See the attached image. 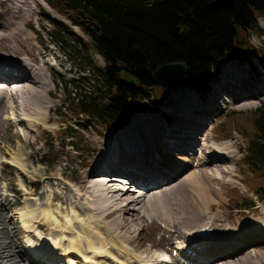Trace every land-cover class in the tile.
Here are the masks:
<instances>
[{"label": "rangeland", "instance_id": "1", "mask_svg": "<svg viewBox=\"0 0 264 264\" xmlns=\"http://www.w3.org/2000/svg\"><path fill=\"white\" fill-rule=\"evenodd\" d=\"M1 23L5 24V28L0 26V60H11V62H15L11 63L14 65H17L16 63L21 65L24 61L28 68L45 69L47 71L45 79L49 83H47L46 88L49 91L45 87L38 88L36 91L29 82L22 81L21 83L26 84L13 87V89H16L15 93L19 92L17 95H14V92H8L4 95L3 89L9 87V84H6L5 81L11 77L5 75L7 72L0 70L5 76L4 79H0V214L3 216L0 221L5 218L4 223L0 222V264H19L18 262L30 264L32 259H36L35 264H44L46 259H51L50 255L44 257L48 253L42 254L38 249L45 247H49L51 251L56 250V257L53 256L52 259L57 262L59 259L57 256L61 253L60 250L63 249L62 245L64 247L68 246L70 240H76L75 231L72 232L71 229L65 228L67 227L65 225L64 227L51 226L41 217V211L49 198H51L53 212H55V216L57 215L56 218L61 224H63L62 217L64 214H69L71 218L69 205H72V208L76 206L81 214L92 218V220L94 219L93 223L99 226L98 229L101 233H104V236L112 237L113 241L118 242L123 248L126 247L133 254L135 253L134 255L152 261L151 264H183L176 259V256L181 255L182 250L180 248L185 244V239L182 235L176 233L177 225H175V222L173 225L170 223L177 216L174 214L172 220L160 217L151 199L146 197L145 200H141L147 195L148 191V195L151 193L160 195L162 190L169 192L172 187H175L181 181L182 185L175 190L176 197H172V192L169 193V208L173 209L174 198L176 202L182 205H189L190 203L191 206L195 203L196 209L194 210L197 213L198 205L201 204L203 208L199 212L204 215L202 219H219L218 222L225 225L226 232H229V236L225 234L224 240L233 238V240H236V244L243 246L244 249L234 255V251L228 248L225 252L233 253L232 256L226 255L205 264H225L226 261L233 259L245 261L247 255H250L249 264H264V178L261 175L262 171L252 169L246 161L248 145L256 138L251 112L264 107V73L260 70L256 72L248 65L256 61L252 55L249 59H232L228 61L231 67L237 70L234 71L235 73L238 72L239 75L242 73V75L249 77H240V81H238L240 86L235 81L231 82V86L226 87L227 89L230 88L232 95L243 98L233 99L230 93L225 94L226 90L218 88L219 83H224L220 78L222 73L219 69L208 89L211 91L205 93L204 96L202 92H197L189 87L187 90L189 93L184 89H175V92L167 89L165 98L160 104H154L153 101L147 102L144 108L136 112L138 117L134 113L130 123L124 126L123 129L103 135L104 130L101 125L91 120L92 127L90 129L86 131L79 129V132L75 133L70 130V126L77 128L74 120L62 115V113H65L64 110L62 112V108L66 105L64 88L69 80L88 76V74L81 73L80 68L65 56L61 46L51 39V33L49 32L63 33L66 39L78 40L79 37L87 44L88 37L80 29L72 26L66 17L53 11L44 0H0V25ZM260 25L264 29L263 18L260 19ZM251 42L256 48H263L262 50L259 49L257 54L264 58V34L254 35ZM91 57L95 65H105L102 57L96 55V53H91ZM87 78L89 79V77ZM28 89H32V91ZM223 96L231 97V101H224ZM186 100H190L193 105L197 104L198 107H201L200 112H208L209 117L207 122L204 123L207 126L203 128L200 142L193 148V151L179 150L178 153L172 149L170 150L171 154L169 152L165 153L167 157L173 156V167H175V164L182 163L186 168L184 162L188 161L181 159L182 157H187L191 162L190 165H192L182 175L178 176L175 174L177 168L176 170L170 168L176 176L171 177L175 178L172 181L162 183L161 186L165 185L163 189H159V186H157L147 190L143 185L132 183L124 175L110 174L107 178L115 179L112 182H109V180L104 181L105 184H114L113 188H116L117 191L119 189L123 190V194L128 199L137 200L139 198L138 203L134 202L129 205L131 212L135 210L134 214L112 215L116 208L111 209L110 204H104L103 202L107 200L109 203H113L111 205H115L116 199L113 198V195H108L106 198L97 196L99 194L98 189L105 187L98 184L101 182L99 179L102 178L97 177L107 175V173H93L99 168V164L102 165L101 160L106 153V149L117 140L115 146L118 153L117 142L126 137L132 138L130 146L139 144V148H141V144L148 134L153 135L155 132L158 138L164 136L163 143L165 144L167 136L162 133V127L174 126L175 130L182 127L183 123L181 122L178 126H175L178 123L175 120V115L178 112L174 114L171 110L179 108L185 110L187 103H184V101ZM23 105L27 115L33 121L32 125L30 122H23L20 119L23 114ZM70 108H74L71 109L74 111L77 109L73 105ZM233 112L235 113L232 114ZM67 114L70 113L67 111ZM142 115L152 121L151 125L156 127L154 132H151L153 126L149 125V121L145 123L140 120L144 117ZM187 117L188 115L183 117L184 121ZM27 120L29 119L27 118ZM197 123L200 124V122ZM224 135H227V137H223ZM72 136L80 150L79 153L68 147ZM179 145H182V142ZM151 147H149L150 150ZM122 150L123 148H121ZM113 152V149L109 150V154L104 160L112 156ZM220 152H224L226 156L230 157V160L227 164H223V167L215 168L214 165L208 163V159ZM12 158H18L19 160H13ZM138 160H140L139 155H135L127 162ZM157 162L160 163V160H157ZM105 168L107 169V165L103 163L102 170L107 171ZM198 169L206 171L203 177L196 172ZM99 171L100 169L97 170V172ZM196 175L203 180L202 183L206 188H210L211 193H209L211 196H209L212 201L210 204L204 202L199 193H196L194 197L188 195L192 193L191 188L187 187L184 190L187 186L183 187L186 178L189 177L193 185L200 182ZM45 177L52 178L43 183L41 180ZM118 179H122V181H118ZM261 188L262 191H260ZM46 189L50 192L48 199L45 195ZM78 190L82 192L81 195L78 194ZM183 192L188 194H182ZM3 199H8V201L5 202ZM3 203L8 204L6 208L2 207ZM128 204L130 203L121 202L120 205L127 207ZM249 206H251V209H248ZM102 214L109 216L103 217ZM84 219L87 218L84 217ZM27 220L32 221L26 222ZM254 222L261 223V232H252L249 229L248 224ZM40 223H43V226ZM74 223L77 224L76 221ZM25 224L30 226V231H33L30 235L35 239L32 240L34 245L38 246L36 251H39L38 253L45 259L35 258L34 253H28L30 247L24 234L23 227ZM212 225L214 226L213 223ZM81 227H84L83 224ZM92 227L94 228V226ZM17 229L21 233L20 238H17ZM62 229L66 233L61 232ZM76 229L78 232L81 231L80 228ZM239 230L243 231V238L240 237V235H243ZM93 231L98 232L97 229H93ZM87 232L91 233V230L88 229ZM87 232H83L82 235L84 237L89 236ZM191 233L193 235V231ZM62 234L65 238L62 237ZM99 236L102 239L100 234ZM88 239L93 240L90 236ZM80 240L82 241V238ZM80 240L77 244L81 245L82 254L80 252L71 254L69 259L73 260V264H85L83 255H86V253L89 257L88 264H95V262H97L96 264H126L123 261H126L125 256H127V253H119L117 249H111V247L108 249L110 253L94 256L93 261L90 260L93 257L91 250L85 247L87 246L85 240H83L84 242ZM16 243L20 249L16 247ZM53 243H57L58 246L56 247ZM6 244L8 247L5 246ZM21 244L23 247H21ZM226 245L228 246V244ZM235 250L239 249L236 248ZM19 251H23L22 254L19 253L18 255ZM112 251H115L113 252L114 255L117 254L116 258H113L115 256L112 255ZM195 255L198 256L196 257L198 260L203 259L199 253ZM15 256H17L18 262ZM190 257L193 261L196 259L195 256ZM184 260L187 261L185 258ZM145 261L143 260L142 264H145ZM66 262L72 264L68 259H66ZM133 263L136 264L133 260L129 264ZM49 264L56 263L49 262ZM60 264L64 263L61 262Z\"/></svg>", "mask_w": 264, "mask_h": 264}, {"label": "trees", "instance_id": "2", "mask_svg": "<svg viewBox=\"0 0 264 264\" xmlns=\"http://www.w3.org/2000/svg\"><path fill=\"white\" fill-rule=\"evenodd\" d=\"M44 1L89 39L87 44L79 37L78 41L49 32L65 56L88 74L69 80L64 88L62 115L74 120L77 128L70 130L75 133L90 129L91 120L101 125L103 135L113 133L128 125L147 102L160 104L167 92L153 79L160 65L186 63L181 85L203 96L229 60L252 55V70L264 67V58L257 54L263 48L251 42L254 35L264 34V0ZM91 53L102 57L105 65H95ZM127 74L137 83L126 82ZM251 113L256 138L248 145L246 161L264 178V107ZM73 139L68 147L79 153Z\"/></svg>", "mask_w": 264, "mask_h": 264}, {"label": "bare ground", "instance_id": "3", "mask_svg": "<svg viewBox=\"0 0 264 264\" xmlns=\"http://www.w3.org/2000/svg\"><path fill=\"white\" fill-rule=\"evenodd\" d=\"M0 26L5 28V24L1 23ZM11 63H15V62H13V61L11 62V60H4V61L0 60V70L7 72V74H5V75H9L11 77V78H7V81H5L6 84H9V87L8 88L6 87L5 89H3L4 95L7 94L8 92H10V93L14 92V95L15 94L17 95V93H19V92L17 91V93H15L16 89H13V87H18L19 85L22 86L23 84H26V83H21L22 81L29 82L30 85H32L31 87H33L34 90H36V91L38 88H42V87H45V89L47 90L46 87H47L48 82L45 79L47 77L46 76L47 71L45 69H43V68L33 69V67L28 68L27 64L24 61L21 63V65H19L18 63H16L17 65H14ZM229 63L230 62H225L220 67L221 73H222L220 78H222L224 83L223 84L219 83L218 88H220L221 90H226L225 94L230 93V88L227 89L226 87L231 86L232 85L231 82L236 81V83L239 84L238 81H240L239 80L240 77L241 78L242 77L243 78L244 77L249 78L245 75H242V73L240 75L238 74V72L235 73L234 71H237V70H234L233 69L234 67H231V65ZM223 73H225V74H223ZM3 77H5V76H3V73L0 72V79H2ZM239 86H240V84H239ZM11 89H13V90H11ZM25 89H27V88H25ZM175 89H177V90L184 89L186 92L189 93V91H187L188 87L183 86V85H180V86L173 88L171 90H174L173 92H175ZM28 90L32 91V89H28ZM47 91H49V90H47ZM230 95L233 99L243 98V97L237 96V95L234 96V95H232V93H230ZM223 97L225 98L224 101H226V100L231 101L230 100L231 97H226V96H223ZM25 100H27V99H25ZM184 103H187L185 110H183L181 108L171 110V112L174 114H176V112H178V114L175 115V118H176L175 120L178 122L175 126H178L179 122H181V123H183L181 125L182 127L178 128L177 130H175L176 128L174 126H172V127L171 126H169V127L163 126L162 127V130H161L162 133L163 134L165 133L167 136V142H165V144L163 143L164 136L162 135L158 138V135L155 132L153 135L148 134L147 138H145V140L142 142L141 148H139V144H136L134 146H130V142L132 141V138L126 137L124 139H120L119 142H117V146L119 149L118 153H117V148L115 146L117 140L114 141V144L113 143L110 144L108 146V148L106 149V153L103 155L101 162H103L105 165H107V169L105 168L107 171L102 170V165H103V163H102V165L101 164L98 165V167H99L98 169H100V171L97 172L98 169H96L95 171H93V173H107V175H102L100 177H97V178H102V179H99L101 182H99L98 184L105 186L104 188L100 187L102 189H98L99 194L97 196L106 198V196H108V195H113V198L116 199L115 205H111L113 203H109L107 200L103 202L104 204H110L111 209L116 208V209H114L115 211H113L114 213H112V215L113 214H121V213L125 214V215L134 214L135 210H133L131 212V210L129 209L130 208L129 205H131V203H134V202L138 203L139 198L137 200L128 199L123 194V190L119 189L117 191L116 188H113L114 184H112V183L110 185H107L108 183L105 184L104 181L109 180V182H112V180L115 179V178L114 179L107 178L108 176H110V174L115 173V174H119V175L120 174L124 175L132 183H135V184L137 183L141 186L143 185V187L147 190L152 189L153 187H157V186H159V189H163L165 187V185L161 186V185H163L162 183L172 181L173 179H175V178H171L172 176L182 175L186 171V169H188L192 165V164L190 165L191 162L187 157H182L181 159H186L188 161V162H184V163H186V168L182 165V163L179 165L175 164V167H173L172 166V163L174 162L173 156L170 155V157H167V155L165 153V152L170 153V150H172V149L174 152H178L179 150L180 151H193V148L196 145H198V143L200 142L199 139H200V136L202 135L201 132H202L203 128L205 126H207V125H204V123L207 122V119L209 117V115L207 114L208 112L207 111L206 112H200L199 110L201 109V107H198L196 103H195L196 105H193L192 101H190V100H186V101H184ZM176 104H178V103H176ZM205 107L207 108V106H205ZM22 113L23 114L21 115V117L18 116V117H20L21 121H23V122L28 121L32 125L33 121L27 115V112L25 111L24 105H23ZM185 115H188V117L184 121L183 117ZM136 116L138 117V114H136ZM142 116H144V117L140 118L141 121H143L145 123H147L149 121V125L152 124L151 123L152 121L149 118H145L146 117L145 115H142ZM190 116H193V117H190ZM27 118L29 120H27ZM197 122H200V124H198ZM151 126H153V125H151ZM155 129H156V127L153 126V130L151 132H154ZM123 135H122V137H123ZM122 137H120V138H122ZM149 137H151V138L149 139ZM121 140H123V141H121ZM201 141H203V140L201 139ZM157 142H158V146H157ZM181 142H182V145H179ZM150 146H152L151 150L149 149ZM121 148H123L122 151H121ZM112 149L114 150V152L112 153V156H110L104 160V158L108 156L109 150H112ZM123 152L125 153L124 155H123ZM135 155H139L140 160H138L136 162H133V161L127 162V160H129L130 158H133V156H135ZM176 155H177V153H176ZM189 155L191 156L192 153ZM12 159L13 160H16V159L19 160L18 158H12ZM157 160H160V163L157 162ZM168 160H170V162H168ZM208 160H209L208 163L210 165H214L215 168L216 167L220 168V167H223L222 166L223 164H227L229 162L230 157L226 156L224 152H220V153H217L216 155H213ZM148 162L149 163L153 162V163L149 164ZM37 163H39V162L37 161ZM136 163H138V164H136ZM170 168H172L174 170H176V168H177L176 173H175L176 175H174V171H171ZM196 172L202 177L206 173V171H204L202 169H198V170H196ZM154 173H156V174L154 175ZM196 177L198 180H200V182H196L194 185L191 183V180L189 177L186 178L185 184L183 185V187L186 185L187 186L184 188V190H186L187 187L191 188L192 193L188 194L186 192L185 193L183 192L182 194H188L191 197L192 196L194 197L196 193H199L201 195V197L204 199V202L206 201V203L210 204L212 202L211 198H210V196H211L210 195V193H211L210 188H206V186L202 183L203 180L200 179L197 175H196ZM118 181H122V179H118ZM180 185H182V181L179 182L175 187H172L169 192L166 190H164V191L162 190V192H160V195L155 194V193H151L148 195V193H149V191H148L147 195H145L144 198L141 199V200H145L146 197L151 199L152 202L155 204L160 217H163L167 220H169V219L172 220V218L174 219V217H173L174 214L177 216L173 221H170V223H172V225H173V223L175 222V225H177L176 233L182 235V237L185 239V244L181 246L180 250H182V253H181V255H177L176 259L178 261H181L183 264H205L208 261H211L213 259H219V258H222L226 255L232 256L233 253L230 254V252H227V253L225 252V251H227L228 248L230 250L234 251V255H237L242 250H244L243 246L241 247L240 245L236 244V240H233V238H230L229 240H226V241L224 240L225 234H227L229 236V234H228L229 232H226L225 225H222V224H220L221 222H218L219 219L218 220L202 219V217L204 215H201L202 213L199 212L200 209L203 208L201 206V204L198 205L199 209H198V213H197L194 210V209H196V205H194L195 203H193V205H191V206H190V203H189V205H182L181 203L176 202L175 198H174L173 209L171 210L169 208V206H168V203L170 202L169 201V198H170L169 193L172 192V197H176L175 196V194H176L175 190ZM120 191H122V192H120ZM78 194L81 195L82 192L80 190H78ZM3 200L5 202L8 201V199H3ZM186 201H188V200H186ZM121 202H126V203H130V204H128L127 207L126 206L122 207L120 205ZM181 202H183V201H181ZM192 202H195V201H192ZM103 203L101 204L102 206H103ZM7 205L8 204L3 203L2 207L6 208ZM69 206H70L69 208H70V212H71V218L69 217V214L68 215L64 214L62 217L63 224L60 223V221L56 218L57 215L55 216V212H53L54 209L52 208L51 198H49V200L47 201V204L45 205V207L41 211L42 212L41 217L43 219H45L49 225L54 226V227H64V225H65V226H67L65 228L71 229L72 232L75 231V233L77 235L76 240H74L75 242L70 240V242L68 243V246L64 247V245H62L63 249L60 250L61 253L57 251L58 253H60L59 256H57V257H59L57 262L54 259H52V257L56 255L55 249H54V251L49 250V247H45L43 249H41V248L38 249L39 251L42 252V254L48 253V254L44 255V257H47L48 255H50L51 259H46L44 264H49V262H53L56 264H60L61 262H63L64 264H67L66 259H68L73 264L74 263V262H72L73 260L69 259V258L71 257V254H74V252H80L81 253V250H80L81 245L77 244L81 238H82V241L85 240L87 242V246H85V247L87 249L91 250V253L93 254V257H91L92 259H90L92 261L94 259V256H98V255L101 256L102 254L110 253V250H108L109 247H111V249H117L119 253L120 252H123V253L126 252L127 253V256H125L126 261H123L126 264L131 263L132 260L136 264H142V261L146 260V259H142L138 255H134L135 253L133 254V252L130 251L129 249H127L126 247L123 248L122 245H120L118 242L113 241L114 239L112 237L104 236V233H101L100 229H98L99 226L96 223H93L94 219L92 220V218H89V217L81 214L78 207L73 206L74 208H72L71 207L72 205H69ZM106 207H108V206H106ZM88 209H90V208H88ZM58 210L59 209L57 208V211ZM101 210H103V209H101ZM58 212L60 213V211H58ZM64 212H66V211H64ZM101 212L103 213V211H101ZM199 215H201V216H199ZM102 216L108 217L109 215L102 214ZM84 217L87 219H84ZM0 218H3L2 214H0ZM39 219H41V218H39ZM3 220H1L0 222L2 223ZM33 220H35V219H33ZM220 220H222V219L220 218ZM31 221L27 220L26 222H31ZM74 221H76L77 224H75ZM162 221L166 222L165 220H162ZM209 221H212V222H209ZM212 223L214 224V226L212 225ZM42 224L43 223H40L41 226H43ZM82 224L84 227H81ZM248 225H249V229L252 230V232H255V231L261 232L262 228H261L260 222H256V223L254 222V223L248 224ZM92 226H94V228ZM119 226H121V225H119ZM23 228H24L25 237H27L28 246L30 247V250L28 251V253L29 254L34 253L35 258L38 257L41 260L45 259L44 257H42L41 254L38 253L39 251H36L38 246L36 247L33 243L34 241H32L35 239H34V237H32L30 235V233L33 232V231L29 230L30 226L25 224V226ZM49 228H50V226H49ZM76 228H80V230H81L80 232H82V230H83V232H87V230L90 229L91 233L87 232V234H89V236L93 240L88 239L89 236L84 237L82 235L83 232L82 233L78 232V230ZM93 229L98 230L102 239L100 238L98 232L95 233L93 231ZM212 229H213V231H211ZM192 231H193V235L195 234V236L192 235V233H191ZM239 231L243 235V236L240 235V237L243 238L244 237L243 231H241V230H239ZM17 232H18L17 238H20L21 233L18 229H17ZM61 232L66 233L63 231V229ZM113 233H114V231H113ZM62 237L65 238V236L63 234H62ZM135 238H136V236H135ZM42 241H44V240H42ZM53 244H55L56 247L58 246L57 243H53ZM226 244H228V246ZM16 245H17V243H16ZM44 245H46V244H44ZM49 245H50V243H49ZM5 246L8 247L7 244ZM16 247H18V249H20V247L18 245ZM21 247H23L22 244H21ZM236 248H238L239 250H235ZM220 250H221V252H219ZM22 252L23 251H19L17 254L18 255H19V253L22 254ZM113 252H115V251H112L111 253H113ZM194 253L195 254L199 253L201 258H203V259L198 260L196 258L198 256L195 255ZM112 255H114V253ZM114 256L115 257H113V258H116L117 254ZM190 256H195L196 259L193 261V259H191ZM249 256L250 255L246 256L245 261L241 260V259L240 260L233 259V260L226 261L225 264H249ZM15 257L17 260V256H15ZM120 257H122V255H120ZM83 258H84L85 264H88L89 263V257L87 255V253H86V255H83ZM122 258H121V260H122ZM184 258L187 261H185ZM99 259H100V257H99ZM189 261H192V262H189ZM17 262H18V260H17ZM36 262H37L36 259H32V261L30 260V264H35ZM145 262H146L145 264H151L152 263V261H150V260H146ZM18 263L21 264L20 262H18ZM96 263L97 262H95V264Z\"/></svg>", "mask_w": 264, "mask_h": 264}, {"label": "water", "instance_id": "4", "mask_svg": "<svg viewBox=\"0 0 264 264\" xmlns=\"http://www.w3.org/2000/svg\"><path fill=\"white\" fill-rule=\"evenodd\" d=\"M188 66L184 62H172L164 65H160L156 68L153 73V79L155 83L160 85L164 89H173L181 85V82L187 74ZM126 82L137 83V81L132 78L130 75H125ZM52 177H45L41 181L44 183L47 180H50ZM45 195L48 198L50 192L48 189L45 190Z\"/></svg>", "mask_w": 264, "mask_h": 264}]
</instances>
